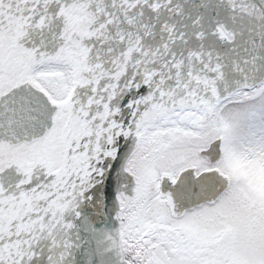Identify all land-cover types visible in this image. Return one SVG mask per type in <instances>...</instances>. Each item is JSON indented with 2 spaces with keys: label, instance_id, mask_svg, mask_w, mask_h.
<instances>
[{
  "label": "snow or ice",
  "instance_id": "6c2138e0",
  "mask_svg": "<svg viewBox=\"0 0 264 264\" xmlns=\"http://www.w3.org/2000/svg\"><path fill=\"white\" fill-rule=\"evenodd\" d=\"M0 264H264V0H0Z\"/></svg>",
  "mask_w": 264,
  "mask_h": 264
}]
</instances>
